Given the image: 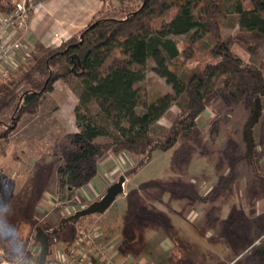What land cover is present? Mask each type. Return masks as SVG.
Returning a JSON list of instances; mask_svg holds the SVG:
<instances>
[{
	"label": "trees",
	"instance_id": "1",
	"mask_svg": "<svg viewBox=\"0 0 264 264\" xmlns=\"http://www.w3.org/2000/svg\"><path fill=\"white\" fill-rule=\"evenodd\" d=\"M101 1V10L81 31L59 46L45 47L37 55H30L7 79L3 78V84L12 91L19 86L25 88L11 95L17 99L12 117L15 120L0 128V139L5 141L0 150L2 158L7 155L8 137L21 115L35 114L44 93L53 89L55 81L76 93L74 118L78 131L70 136L71 148L60 156L62 162L57 173L61 189L89 183L98 172L103 148L114 157L127 153L137 158L135 165L126 171L127 177L146 164L156 149H172L173 158L193 153L203 139L197 119L206 103L217 94L228 102L244 99L250 107L256 97L264 98V60L257 64L243 62L232 51L235 43L252 56L264 50V0H119L118 4L113 0ZM15 3L0 0V13H10ZM231 14L237 15L238 31L223 35L221 21ZM183 35L193 51L191 57L202 46L210 60L176 75L168 62L185 64L176 40ZM149 60L153 62L150 68L155 73L153 79L163 78L171 91L160 93L154 83L143 84ZM173 104L178 111L172 115L170 126L155 134L152 126ZM229 148L225 153H229ZM255 148L254 142L252 152L246 147L244 153L251 159L257 152ZM3 172L0 166V181L10 189V196L5 198L14 208L11 218L31 255L40 247L36 235L40 222L34 213L45 171L36 170L14 196H11L14 179L4 181L7 175ZM222 180L220 177L218 182ZM148 187L200 198L192 182L150 179L126 191L123 216L130 217L136 210L146 213L138 197ZM218 194L215 191L214 196ZM249 224L242 212L231 211L226 219V237L231 242L247 244L252 261L264 264V242H256L260 234L251 232ZM72 227L74 231L65 242L86 230L81 222ZM164 227L174 246L183 247L184 239L174 227L166 221ZM132 233L126 240L131 239ZM50 245L51 236L46 264L52 261ZM0 251L9 260L5 245L0 244Z\"/></svg>",
	"mask_w": 264,
	"mask_h": 264
},
{
	"label": "rangeland",
	"instance_id": "2",
	"mask_svg": "<svg viewBox=\"0 0 264 264\" xmlns=\"http://www.w3.org/2000/svg\"><path fill=\"white\" fill-rule=\"evenodd\" d=\"M28 1L32 4L31 0ZM238 28L237 15L231 14L221 21L223 35L235 34ZM176 40L185 59V64L175 65L168 62L169 69L176 75H181L183 70L188 71L197 63L203 64L210 60L207 49L202 46H199L195 56L191 57L193 51L187 43V36H178ZM42 48L44 47L37 46L32 53L37 55ZM232 51L243 62L257 64L264 60V50L259 55L252 56L242 45L235 43ZM25 61L23 59L19 64ZM152 65L153 62L149 60L143 84L154 83L160 93L171 91L163 78L153 79L155 73L150 70ZM3 78L5 79L0 76V128L8 127L15 120L12 117L17 99L11 95L18 94L25 88L19 86L12 91L3 84ZM260 102L261 113L253 127L257 152L251 159L244 153L246 143L243 131L254 104L250 107L244 99L228 102L225 97L217 94L213 100L206 103L204 111L197 119L203 139L196 145L193 153L173 158L172 149H156L146 164L127 177L126 171L135 165L137 158L127 153L115 158L108 149L103 148L98 160L100 168L89 183L74 189H61L57 167L62 162L60 156L71 148L70 136L78 131L74 118L77 95L65 84L55 81L53 89L44 93L37 112L22 114L10 132L7 155L0 157L3 174L7 175L4 181L14 179L11 191V196H14L36 170L39 169L42 173L45 171L44 176L41 174L45 181L43 180L42 190H39L37 195L34 213L40 222V228L44 224L56 226L62 217L99 199L107 186L116 181L119 175L128 178L125 190L150 179L192 182L200 198L194 201L196 205L193 209L198 211V215L197 218H192L193 223L191 222L188 231L192 230L204 236L207 234L209 238H205L211 248L205 249L200 240L193 243L180 231L179 222L183 220V213L188 214L190 205L179 202L176 197L179 195L158 187H148L140 193L142 198L138 197V202L146 209V213L136 210L130 217L123 216L126 201L122 195H118L105 213L83 217L79 222L85 229L101 227L108 238L114 240V255L121 264H227L238 254H242L241 258L244 259H240L237 264H256L246 250L247 244H237L226 237V219L231 211L242 212L250 220V231L260 234L256 242H264V98L260 99ZM177 111L176 105L173 104L169 112L152 126V131L155 134L163 133L170 126L172 115ZM4 142L0 139V150ZM228 148L229 153H225ZM13 154L16 157H13ZM220 177L224 178L221 183L218 182ZM215 191L219 192L217 196H214ZM180 199L188 201V198L183 196ZM151 214L158 216L163 222H159ZM176 215H179V219ZM165 221L182 236L183 247L174 246L166 234ZM75 225H69L61 232L51 235V260L55 248L65 242V238L74 231L72 226ZM130 231L134 234L132 233L131 239L126 240ZM217 240V244H224L229 251L220 259L215 258L212 252L215 247L212 243ZM128 257H131L133 262H130Z\"/></svg>",
	"mask_w": 264,
	"mask_h": 264
},
{
	"label": "crops",
	"instance_id": "3",
	"mask_svg": "<svg viewBox=\"0 0 264 264\" xmlns=\"http://www.w3.org/2000/svg\"><path fill=\"white\" fill-rule=\"evenodd\" d=\"M31 1H32V8L29 11L26 28L23 30L21 34L22 47L12 58V60L13 61L15 60L17 63L23 61L24 58H22V56L27 57L28 55H32L34 53L33 52L34 49L37 46L44 48L59 46L61 42L81 31L91 21L93 16L96 13H98L102 8L101 0H31ZM38 2L39 3L41 2V5L39 7H36L35 4ZM113 2L118 4L119 0H113ZM99 168L100 167L98 163V169ZM127 179L128 178H126L125 180V185ZM162 190L169 191L174 195H179L176 196L178 197L179 202L181 201V203L184 204L188 203V205H190L187 211L188 214L186 215L185 213H183L182 216L183 220H180L179 222L180 231H182V233L185 234L193 243L195 242L198 243V240H200L201 243L205 245V249L211 248V246H209L205 238V237L209 238L207 234L204 236L201 233H194L191 229L190 232L188 231L191 222L193 223L192 218H197L198 215V211L196 212L195 209H193V207L196 205L194 203L196 199H193L179 192H175L167 189H162ZM126 191L127 190H125V194ZM125 194H121V195L125 197ZM181 196L188 198V201L187 202L182 201L180 199ZM139 197L141 199L142 194H140ZM178 216L179 215H176L175 217L178 218ZM217 242L218 240L213 241L212 245L215 247L213 248L212 252L215 254L214 255L215 258L220 259L222 255H227L229 251L227 250L228 248L224 244L220 243L221 244L220 245L217 244ZM241 257L242 254H238L227 264H237V262L240 259H244ZM128 259L130 260V262H133L131 257H128ZM243 264H247V263L243 262Z\"/></svg>",
	"mask_w": 264,
	"mask_h": 264
},
{
	"label": "built area",
	"instance_id": "4",
	"mask_svg": "<svg viewBox=\"0 0 264 264\" xmlns=\"http://www.w3.org/2000/svg\"><path fill=\"white\" fill-rule=\"evenodd\" d=\"M41 2L36 3L39 7ZM32 4L28 0L15 3L10 13H0V76L8 77L19 63L12 58L21 49V34L26 28L29 11ZM24 58L27 60L28 57ZM96 226L86 229L75 239L63 242L55 248L50 264H121L116 260L113 239ZM34 264H38L39 248L31 254ZM0 264H10V261L0 251Z\"/></svg>",
	"mask_w": 264,
	"mask_h": 264
},
{
	"label": "water",
	"instance_id": "5",
	"mask_svg": "<svg viewBox=\"0 0 264 264\" xmlns=\"http://www.w3.org/2000/svg\"><path fill=\"white\" fill-rule=\"evenodd\" d=\"M260 113L261 102L260 98L256 97L252 113L247 120L243 131V137L249 153L252 152L254 144L253 127L258 121ZM125 180L126 177L124 175H119L116 181L107 186L105 192L99 199L90 202L85 207L75 210L68 216L62 217L56 226H51L49 224L42 225V227L37 230L36 234L40 246L38 264H46V259L49 254V237L51 235L61 232L69 225L77 224L83 217L105 213L118 195L125 194Z\"/></svg>",
	"mask_w": 264,
	"mask_h": 264
},
{
	"label": "clouds",
	"instance_id": "6",
	"mask_svg": "<svg viewBox=\"0 0 264 264\" xmlns=\"http://www.w3.org/2000/svg\"><path fill=\"white\" fill-rule=\"evenodd\" d=\"M7 183L0 181V244L6 246L10 264H34L25 239L16 223L13 222L14 208L9 199Z\"/></svg>",
	"mask_w": 264,
	"mask_h": 264
}]
</instances>
